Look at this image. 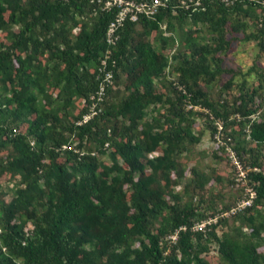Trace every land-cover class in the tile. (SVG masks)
I'll use <instances>...</instances> for the list:
<instances>
[{
  "label": "trees",
  "instance_id": "obj_1",
  "mask_svg": "<svg viewBox=\"0 0 264 264\" xmlns=\"http://www.w3.org/2000/svg\"><path fill=\"white\" fill-rule=\"evenodd\" d=\"M159 2L126 16L108 44L110 0H0V178L21 176L8 199L0 188V264H215L211 245L220 264H264V0ZM234 40H254L263 65L252 62L231 99V79L211 98ZM102 70L110 84L80 122ZM196 109L248 161L255 197L229 219L217 212L234 201H181L207 183L197 170L174 189L179 155L199 141Z\"/></svg>",
  "mask_w": 264,
  "mask_h": 264
},
{
  "label": "rangeland",
  "instance_id": "obj_2",
  "mask_svg": "<svg viewBox=\"0 0 264 264\" xmlns=\"http://www.w3.org/2000/svg\"><path fill=\"white\" fill-rule=\"evenodd\" d=\"M240 36V34H238ZM220 57L219 65L223 70H231L232 72L223 71L221 76L216 82H213L206 86V90L211 98H216L218 96V91L220 85L224 83L227 79H231L230 86L223 90V95L227 99H231L232 96L236 95L238 92V84L241 82V77L244 78L247 69L251 66L252 62H255L256 65H263V55L259 53V48L256 45L254 40H234L229 45V48H226L224 52L218 54ZM245 73V74H244ZM244 74V75H243ZM244 77H243V76ZM254 78L253 73H249L246 76V81L251 82ZM120 87V86H119ZM198 112L194 116V121L192 124V131L194 134L199 135V141L194 143L191 146H188V149L183 151L178 159L181 162V165L184 169L183 177L181 178V184L174 187L175 190L181 189V185L190 177L192 173L190 169L193 168L197 170L201 175L207 177V183L203 187L202 191L196 187L190 185L187 189L186 194L182 195L181 201L191 200L193 204L197 203L199 194H201L200 206L204 207L206 205L212 204L216 209L220 208L224 203H232L228 207V210H225L226 216L228 219L232 212H229L238 201L245 196V182L241 179H238L237 169L231 163L229 159L230 151L234 152L232 148L234 142L232 136H230V130H220L217 132H212L206 125L207 117L205 113L201 110L196 109ZM233 115H230V118H233ZM252 117V116H251ZM236 119H239L236 116ZM244 139L246 145H251L248 137L245 135ZM260 151V162L264 166V146L259 148ZM239 163L242 168H249L248 161L244 162L243 155L238 157ZM104 161H107L106 155L102 156ZM21 180V176L16 174L13 176H8L5 174L0 178V188L5 193L6 199L10 195V189L14 188ZM224 211L219 210L218 216ZM227 226H218L216 228V234H220L222 230L226 229ZM207 259L213 261L215 264H220L216 258L215 247L214 245L210 246L209 252L207 254Z\"/></svg>",
  "mask_w": 264,
  "mask_h": 264
},
{
  "label": "built area",
  "instance_id": "obj_3",
  "mask_svg": "<svg viewBox=\"0 0 264 264\" xmlns=\"http://www.w3.org/2000/svg\"><path fill=\"white\" fill-rule=\"evenodd\" d=\"M188 1L191 2V0ZM106 3L109 2H105V5H107ZM110 3L118 7V10L114 18L109 22L105 31V39L108 44H113V42L117 39L118 37L117 29L122 24V21L126 16L130 19H134L136 13L149 16L153 14V12L156 9V6L160 4L159 0H152L150 3H146V2L134 3L128 0H110ZM194 3L196 4L197 1H194ZM180 4L183 5L184 8L188 7V4L185 2V0H180ZM106 53L108 54V51H106ZM107 54L104 56V58L108 56ZM104 62H105L104 59H101V65H103ZM110 79H111V72L109 70H102V77L99 80L98 88L95 91V93L90 96L91 103L88 105L87 112L82 115L80 122L89 119V117L94 115L96 111L99 110L98 108H96L97 107L96 105H98L96 103L97 102L99 103L102 100V97L105 93V89L110 84ZM214 125L216 129L215 132L218 133L221 130V124L219 121H215ZM229 159L231 163L234 165V167L237 169L236 172L238 174V179L243 180L245 182V185H247V187L245 188V196L242 197L238 201V203L229 210V212H235L241 210L244 207L251 205L255 197V192L251 188V186L247 184L246 172L249 171L250 168L247 167L242 168L238 158L236 157L233 151H230ZM222 214L226 215L227 213L224 211L223 213H220V216H222ZM215 219H216V215L212 217H208L204 220L194 223L191 226V229L194 231H204L205 225L209 224L210 222H214ZM175 233L176 231L171 235L170 237L171 240L175 239L176 236Z\"/></svg>",
  "mask_w": 264,
  "mask_h": 264
}]
</instances>
